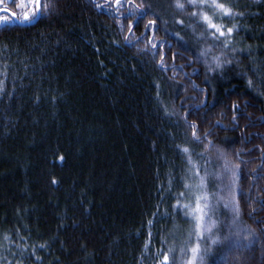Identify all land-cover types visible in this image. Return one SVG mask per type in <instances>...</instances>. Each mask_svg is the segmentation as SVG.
<instances>
[{
    "label": "trees",
    "instance_id": "1",
    "mask_svg": "<svg viewBox=\"0 0 264 264\" xmlns=\"http://www.w3.org/2000/svg\"><path fill=\"white\" fill-rule=\"evenodd\" d=\"M50 2L0 23V264H158L169 249L186 264L195 221L173 205L199 177L183 147L210 196L229 197L240 165L236 225L212 198L215 234L238 244L205 264H264V0H221L243 13L217 21L237 25L227 49L175 0H132L135 18L114 0Z\"/></svg>",
    "mask_w": 264,
    "mask_h": 264
},
{
    "label": "snow or ice",
    "instance_id": "2",
    "mask_svg": "<svg viewBox=\"0 0 264 264\" xmlns=\"http://www.w3.org/2000/svg\"><path fill=\"white\" fill-rule=\"evenodd\" d=\"M10 3H14L15 0H9ZM32 4V10L29 12H25L23 16H19L18 13H12V19H16L18 23H32V21L37 20L38 17H42L47 14L52 7V4L49 0L48 3H44L43 0H27ZM116 9L119 10L125 3L129 6H132V15L136 16V13L144 8L141 4L139 6H133L132 0H114ZM99 7V5H97ZM174 7L180 11L184 12L186 9L191 8L190 19L194 21V24L198 28H203L201 33L202 37H207L212 41L211 47H217L222 44L223 49H227L231 46V37L237 31V25L232 24L231 27L227 26L225 23H218L217 21H223L225 19L232 20L237 16L243 15L242 12L234 11V7L231 4H226L221 2V0H175ZM211 14H210V11ZM5 12L8 9H4ZM6 15H0V23L8 24L12 22ZM159 18L157 17V20ZM157 20H149L148 24L145 25L146 28L154 27L157 23ZM177 23H183L182 20H178ZM206 25V27H204ZM136 25L134 23H129L128 31L131 33L133 28ZM125 41H128V37H124ZM151 43V40H149ZM152 47H156L153 43ZM210 49H205L201 52V55H208ZM163 60V57H161ZM216 62V66L219 67L221 60L220 57L213 58ZM249 86L251 87L253 81L249 80ZM234 114L232 117V121L234 124L239 120V116L236 115V112L240 111V106L238 104H233ZM238 126V125H236ZM193 139L197 142L201 141V137L197 135L196 125H192ZM208 134L206 133L205 136ZM211 142H209L210 144ZM179 147V146H178ZM208 145H205L207 149ZM183 153L188 156V163L191 165L189 169V175H195L199 177V182L195 186L190 183H185L184 188L186 191L180 192L177 197V203L173 205V210L179 212L181 210L184 211L185 216L191 217L195 221V229L194 235L196 238V243L190 247L187 251L191 253V255L187 258L186 264H205L206 257L211 255L212 253V245H224L228 250H231V247L238 244V241L231 240L230 236H219L215 233L219 231V224L221 223L218 218H213L216 212V204L212 203V198L216 199L217 204L221 201L224 203L225 208H230L233 211V220L232 224L236 225L238 217H239V207L236 204V190L235 184L238 179L237 170L240 165H233L229 171L232 172V186L229 188V197L227 199L223 197H216L215 194H210L206 190V178L205 176H199V168L196 164L193 163L191 157V150L188 147H183L181 149ZM203 156V153L199 154ZM223 155V153H221ZM237 158L239 157V153L236 154ZM227 167V162H226ZM192 169H196L195 173H192ZM188 193H191L195 198V204L191 201ZM182 199L188 200L186 203H181ZM152 221H149L151 224ZM192 234L190 233V236ZM235 235L239 236V231L235 233ZM207 237L210 240L211 244L207 248H202L201 241ZM247 239V237H245ZM41 248L44 245L40 246ZM147 247V245H145ZM173 250L169 249L168 252L158 251L157 256L162 257L158 259V264H170V255ZM184 252V249L181 250ZM172 264H175L174 258L172 259Z\"/></svg>",
    "mask_w": 264,
    "mask_h": 264
},
{
    "label": "flooded vegetation",
    "instance_id": "3",
    "mask_svg": "<svg viewBox=\"0 0 264 264\" xmlns=\"http://www.w3.org/2000/svg\"><path fill=\"white\" fill-rule=\"evenodd\" d=\"M4 9H8L7 12ZM0 15H6L12 19V13H18L19 16H23L25 12L32 10V4L27 0H15L14 3H10L9 0H0ZM12 21L15 22L14 19Z\"/></svg>",
    "mask_w": 264,
    "mask_h": 264
},
{
    "label": "water",
    "instance_id": "4",
    "mask_svg": "<svg viewBox=\"0 0 264 264\" xmlns=\"http://www.w3.org/2000/svg\"><path fill=\"white\" fill-rule=\"evenodd\" d=\"M1 11H2V10H0V12H1ZM38 18H39V17H38ZM38 18H37V20H38ZM14 20H15L16 23H18V22L16 21V19H14ZM35 21H36V20L32 21V23L35 22ZM18 24H20V25H27V24H31V23H23V24L18 23Z\"/></svg>",
    "mask_w": 264,
    "mask_h": 264
}]
</instances>
